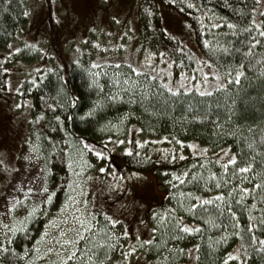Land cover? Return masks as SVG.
<instances>
[{"label": "trees", "instance_id": "trees-1", "mask_svg": "<svg viewBox=\"0 0 264 264\" xmlns=\"http://www.w3.org/2000/svg\"><path fill=\"white\" fill-rule=\"evenodd\" d=\"M161 2L179 13L182 24L193 34L194 43L203 56L201 62H205L204 65L218 73L222 82L219 85L223 84L225 87L221 89L218 85L209 92L201 89L197 91L196 82H202L207 77L192 72L196 71L197 65L202 64L190 47L182 43L176 44L172 50L173 72L176 74L177 70H190L192 78H188L187 83L191 85L186 88L191 89L190 91L171 88L173 91L170 92V87L154 76L148 77L151 82L135 89L134 92L119 91L123 99H115L117 88L110 86L105 74L94 76L81 66L68 64L62 70L28 73L21 81L16 94L30 101L34 110L31 126L41 137V148L58 169L65 161L66 155L63 148L53 147V144L61 138L71 147L74 144L78 146V143L83 145L94 142L97 147L110 154L108 140L101 134L105 132L107 125H111L125 113H131L136 116L139 122L138 133L143 134L144 139L130 142L128 151L120 154L129 170H146L148 166L156 163L150 154L154 148V139L161 138L165 142L192 140L210 150L226 146L232 153L237 154L238 158L254 157L252 172L255 175H248L264 185V152L259 148L253 151L246 147L247 143L253 141L257 145L260 144L261 137L264 136V63H261L264 59V44L255 47L250 56L244 55L247 47L245 42L251 36L260 39L257 30L249 28L252 21L261 23L264 29V0ZM188 4L194 7L189 8ZM25 12L28 13L25 0H0V48L11 43L27 25L28 14L24 15ZM229 24L236 27L229 28ZM24 52L34 58L38 55L36 50L32 49H25ZM241 63L245 66L238 69L243 75L237 84L232 76ZM2 72L4 74V71ZM0 87L5 88L6 85ZM201 92L211 95H201ZM72 99L76 100L75 105L70 103ZM53 103L57 105L55 109L45 107V104ZM41 114L42 119L37 120L36 117ZM55 116H60L59 122L55 120ZM216 159L214 154L208 153L190 155L180 160L179 165L170 166L174 164L173 159L168 160L167 157L166 168L156 172L158 178L165 179L161 185L166 191L165 200L157 210L162 211L161 215H164L165 210L176 209L171 217H165L170 227L168 230L162 229L163 239L174 246V249L185 250L183 254L176 251L171 264L188 263V248L194 239L200 245L195 256L196 264H223L227 255L233 252V255L239 253L241 259L229 260L228 264H264V253L253 250L259 245H252L247 231L250 216L253 218L251 223L254 224L264 217V186L246 196L241 204H236L235 200L239 197L235 192L229 196L228 192L232 190V184H239L240 181L232 177L233 166L229 165V171L225 173L221 165L215 162ZM185 172L189 175L181 176ZM211 173L216 176L212 177ZM174 176H181L185 182H178ZM228 180H232V184L226 183ZM217 183L220 184L219 188L216 187ZM241 186L251 187L248 181H244ZM218 192L225 193V200L220 203L231 206L236 213L235 218L230 217L226 211L223 216L218 215L213 205L190 210L189 206L194 200L188 193H192L193 197L210 199ZM181 193L184 195L181 196ZM186 209L189 210L185 211ZM176 217L181 218L182 223L186 225H201V232L192 235L181 234L180 239H171L172 235L177 234L171 230V220ZM206 221L208 223H205ZM213 223L217 227H213ZM42 224V220L35 216L23 231L16 232L12 236L9 251L0 255V264H24L23 254ZM157 226L158 223L155 227ZM236 232L241 235L237 236ZM254 232L258 238L264 237V229L257 228ZM161 247L163 248V245ZM146 256L147 264L150 261L156 264L155 249Z\"/></svg>", "mask_w": 264, "mask_h": 264}, {"label": "rangeland", "instance_id": "rangeland-1", "mask_svg": "<svg viewBox=\"0 0 264 264\" xmlns=\"http://www.w3.org/2000/svg\"><path fill=\"white\" fill-rule=\"evenodd\" d=\"M25 1L28 9L27 25L11 43L0 48V86L6 85L5 88L0 87V161L3 162L0 164V194L7 193L16 183H22L25 188L32 186L26 173L40 170L47 180L46 186L54 195L50 202L40 204L37 211L25 221L27 226L37 216L43 224L25 251L28 255H23L24 264H59V258L64 255L61 248L68 247L62 245L61 241L74 239L78 222L85 217H95L103 227L102 213L120 221L113 229L117 234L127 229L129 237H122V240L138 244L137 236L142 240L151 239V229L157 223L152 213L161 215L162 211L157 208L166 197L161 185L165 179L158 178L156 172L166 168L167 157L168 160L173 159L174 164L170 166L179 165L180 160L190 155L207 153L226 161L233 154L232 150L226 146L210 150L192 140L165 142L157 138L150 152L156 163L146 170H129L120 154L126 152L130 142L142 140L144 135L138 133L136 116L125 113L107 125L101 134L108 140L110 154L94 142L78 143V146L74 144L71 147L63 138L58 139L53 147L63 148L64 151L67 148L66 159L58 169L47 158L40 145L41 137L31 126L34 110L30 101L16 93L28 73L62 70L68 64L81 66L94 76L105 74L110 86L117 88L115 99H123L119 91L134 92L150 83L149 78L154 76L162 79L170 88L186 89L191 85L187 79L192 78V73L188 69H181L174 74L172 50L176 44H186L201 62L203 56L194 43L193 34L182 24L179 13L161 0ZM16 48L21 51L14 52ZM25 49L36 50L38 55L34 58L25 53ZM203 63L192 72L207 78L202 82L197 81L195 87L209 92L222 82L218 73ZM5 69L8 71L5 72ZM17 104L21 107L17 108ZM84 145H90L91 148ZM33 146L36 151L30 152ZM96 151L104 155L96 157ZM222 152H226L227 156H223ZM25 155L37 159L26 161L23 159ZM69 159L74 161L72 171H68ZM102 167L106 169L103 173L100 172ZM46 169L51 171L45 176ZM68 180L72 183L69 184ZM14 195L21 200L20 206L13 212V217L18 221L26 215L25 209L31 211L34 197L30 198L26 192ZM3 198L0 195V201ZM75 209H79V212ZM42 233L47 235L42 236ZM61 233L64 235L61 236ZM84 235L89 236L88 233ZM99 236L102 238L103 233L97 230V241ZM195 245L196 239L188 248L191 254L188 255L187 264H196ZM6 246L10 248V244L6 243ZM79 247L84 246L81 244ZM49 248L53 249L50 254L47 251ZM118 254L117 249L115 255ZM36 256L43 259L37 260ZM146 260V253L140 249L138 256L130 257L129 264H147Z\"/></svg>", "mask_w": 264, "mask_h": 264}, {"label": "snow or ice", "instance_id": "snow-or-ice-1", "mask_svg": "<svg viewBox=\"0 0 264 264\" xmlns=\"http://www.w3.org/2000/svg\"><path fill=\"white\" fill-rule=\"evenodd\" d=\"M175 2V0H173ZM189 8L194 7L192 4H188ZM255 12V9L252 10ZM28 13L25 12L24 15H27ZM229 28H235L236 26L234 24H229ZM249 28H255L257 30V35L260 37V39H257L256 36H251V38L246 41V51L244 52L245 56H250L253 52V49L261 44H264V29H262V24L257 23L255 20L252 21V23L249 25ZM207 43V41H205ZM14 52H20L21 50L19 48L13 49ZM239 51V50H237ZM11 55V53H9ZM261 63H264V59L261 60ZM245 65L241 63L237 66V70L234 71V76H232V79L235 80V82L238 84L240 81V77L243 75V72L238 70L242 69ZM5 72L8 71L7 69L4 70ZM39 71V70H37ZM133 71H138L136 69H133ZM232 73L230 72V76ZM207 76V74H205ZM232 79L229 80V82H232ZM35 84V82H34ZM219 87L222 89L225 87V85L221 84ZM170 92L173 90L171 88L168 89ZM191 89H185V91H190ZM31 91V89H29ZM197 91H199V88H197ZM201 95H211V93H204L201 92ZM72 105H75L76 100L72 99L70 101ZM56 104L53 103L51 105L45 104L46 108H56ZM17 108L21 107L20 104L16 105ZM43 114L40 116H37L36 119H42ZM57 122L60 121V116L54 117ZM199 118V117H197ZM231 117H229L230 119ZM71 119V117H69ZM219 127V125H217ZM50 139V138H49ZM110 139V138H109ZM117 143H120V141H117ZM86 148H91L90 145H84ZM190 147H195V145H190ZM246 147L250 150L255 151L256 148H259L261 152H264V136L261 137L260 144H256L255 141L252 143H247ZM55 150V149H54ZM67 148H65V151ZM30 152L36 151L35 146H33L30 150ZM128 151L127 149L125 150ZM206 151V149H205ZM104 154L100 151L95 152L96 157H102ZM223 156H227L226 152H222ZM26 161H33L36 160L37 157L31 156V155H25L23 157ZM217 164H220L223 171L227 173L229 171V165L233 166V172L232 177L233 179H238L240 181L239 184H232V180L226 181L228 184H232V190L228 192L229 196L233 195V192L236 193V195L239 197V199L235 200L236 204H241L246 196L251 195L253 192H255L257 189H260L262 186L261 183H259L257 180L252 179L250 175H255V173L252 172L254 165H255V158H245L244 156H241L238 158L237 154L233 153L230 158H227L226 161H222L221 159H216L215 161ZM3 162L0 161V164ZM68 164V171H72L74 161L69 159L67 161ZM33 169H35V166H32ZM45 176L51 171L50 169H46ZM105 168H100V172H105ZM26 175L29 176V183L32 186H28L25 188V186L22 183H16L13 184L10 188V190L3 195V200L0 201V255H3L4 253H7L9 251L7 244H10L12 242V236L17 231H23L26 227L25 221L33 215L34 212L37 211V208L40 204L50 202L52 199V196L54 195L53 192L50 191V189L46 186L47 180L44 178V176L41 175L40 170H34L31 173H26ZM189 173L185 172L182 173L181 176H188ZM212 177H215V173L210 174ZM181 176H174V179H176L180 183H184L185 181L181 179ZM244 181H248L251 185V187H242L241 185L244 183ZM69 184L72 183L71 180L67 181ZM216 187L219 188L220 184L217 183ZM26 192L27 194H30V198H33V204L31 211H26V215L16 220L15 217H13V212L20 206L21 200L16 199V195L14 193H21ZM184 194L181 193V196ZM190 198H193L194 202L190 204V210H196L199 207H203L204 205H213L218 213V215L223 216L224 212L226 211L230 217L235 218L236 213L233 211V208L231 206H228L227 204H221L220 202L225 200V193L224 192H218L216 195L210 199L208 198H201L199 196L193 197L192 193L187 194ZM71 200V197H69ZM264 199V198H262ZM37 201L39 203H37ZM253 207H255V203L253 204ZM189 209H186L185 211H188ZM75 211L79 212V209H75ZM176 209H167L165 210L164 215H159L157 212H153L152 216L154 218H157V227H153L151 229L153 233V239L148 240H142L141 237L137 236L136 240L139 241L138 244H133L130 241L122 240L121 238H127L129 237V232L127 229H124L123 231L119 232L117 234L115 229L116 224L120 223V221L116 220L112 216L108 215L107 213H102L104 217V226H101L100 221H97L95 217H92L91 219L85 217L81 219L78 224V230L75 231V237L74 239H68V240H62V245H67V248H61V251L64 253L62 258H59V264H69V262L77 261L78 264H129L130 257L133 255H139V250L143 249L144 253H150L154 249L156 251V264H171L172 258L175 256L176 251H179L180 253H184V249H174V246H171L168 244L166 240L163 239L162 235V229L168 230L170 225L167 220H165V217H171L172 213L175 212ZM195 215V212L193 211V216ZM12 217L11 220L9 218ZM215 219L214 217L212 218ZM252 217H249V223L247 225V231L250 234L249 239L252 242V245H259L258 248L254 247V251L258 253H264V237L258 238L257 235L254 232V229L261 228L264 229V217H261L257 223H251ZM8 221V222H6ZM205 223H208L206 221ZM238 223V221H237ZM11 224V227H10ZM111 226V227H108ZM213 227H217L215 223L212 224ZM97 230L100 233H103L102 238H100L97 241ZM171 230L177 233L176 235H172L171 239L176 240L181 238V234H187L192 235L201 232L202 226L197 224L194 226H189L182 223L181 218L176 217L175 219L171 220ZM84 233H88L89 236H85ZM42 236L47 235V233H42ZM64 233H61V236H63ZM237 236H240L241 234L239 232H236ZM83 244V248L79 247V245ZM163 245V248L161 247ZM147 246V247H145ZM200 247L199 244L195 245V248L198 250ZM87 249V250H85ZM117 249L119 250V254L115 255ZM48 253H52L53 249L49 248ZM191 253L189 252L188 255ZM24 256H27L28 253L25 252L23 254ZM35 259H43L41 256H36ZM241 259L239 253L236 255L228 254L227 258L223 261V264H228L229 260H239ZM149 264H152L150 261Z\"/></svg>", "mask_w": 264, "mask_h": 264}]
</instances>
